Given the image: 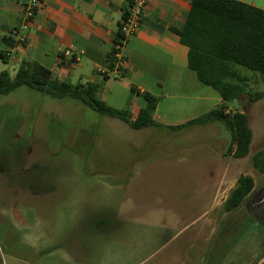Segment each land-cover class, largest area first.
Masks as SVG:
<instances>
[{"label":"crops","instance_id":"1","mask_svg":"<svg viewBox=\"0 0 264 264\" xmlns=\"http://www.w3.org/2000/svg\"><path fill=\"white\" fill-rule=\"evenodd\" d=\"M239 1L264 10V0ZM129 5L130 0H41L24 32L25 41L20 44L11 31L22 19L23 0H0V53L3 54L0 59L9 65L2 70H7L11 76L15 75L23 60H29L40 64L59 80L95 84L96 96L104 101L106 97L117 95L116 88L108 86V81L121 78L132 93L127 108L131 119L144 106V93L158 98L152 117L161 126L132 129L167 139L133 143L135 157L122 171L110 175L94 174L91 175L93 178L87 179L86 189L81 192L79 200L82 210L86 211V219L79 223V256H93L97 249L92 245L104 241L106 236H115L117 242L124 244L123 229L147 226L149 230L143 232H152L156 237L161 229L167 230L171 224L177 226L181 219L177 214L183 211L179 210L180 207L185 210L206 197L211 198L209 205L217 213L220 208V211L225 208L224 202L229 195L225 192L231 185L227 188L226 183L234 182L232 189L238 177L244 174L239 162L244 157H235L226 151L230 135L229 138L219 137L215 133L218 121L170 128L202 115L223 101L220 93L201 81L195 70L188 66V47L171 30V27L183 26L191 7L190 0H148L139 28L128 38L124 48L126 62L121 75L113 77L96 72L97 66H110L113 39ZM5 36L11 37L13 43H6ZM67 47L73 52H81L78 60L64 56L65 61L72 60L68 66L60 64L58 59V53H63ZM240 67L243 66L235 65L238 70ZM244 73L240 74L246 76L241 83L245 92L240 98L227 102L225 112H246L252 139L245 157L251 159L253 153L264 148L253 152L255 133H264V75L250 69ZM256 92L261 95L256 96ZM197 130H214V133L193 140L191 133ZM133 181H171L172 186L162 194L140 184L130 193L128 190ZM91 182H97L104 192L109 193L106 201L97 199L100 191ZM114 196L117 207L109 200ZM104 212L106 214L101 219H91L92 213ZM218 219L207 215L196 224L188 236L190 245L198 246L199 250L206 249ZM202 260V256H172L171 251L157 264H177L178 261L180 264H201Z\"/></svg>","mask_w":264,"mask_h":264},{"label":"rangeland","instance_id":"2","mask_svg":"<svg viewBox=\"0 0 264 264\" xmlns=\"http://www.w3.org/2000/svg\"><path fill=\"white\" fill-rule=\"evenodd\" d=\"M7 67L0 59V71ZM240 68L245 74L247 69ZM108 86L117 95L105 101L127 109L132 93L124 80L110 79ZM102 116L73 98H55L26 85L0 94V264H157L171 251L172 256H202L201 264H255L264 254V172L249 156L239 162L242 173L254 178V190L236 210L216 213L206 197L185 210L180 207L177 226L161 229L156 237L143 232L147 226L123 229L124 244L106 236L92 245L97 249L93 256H79V223L86 219L79 200L87 179L122 171L135 157L133 143L167 139ZM217 126L215 133L229 138L228 128L221 122ZM213 133L197 130L191 136L201 140ZM255 140L253 152L264 147V133L256 132ZM91 184L100 191L97 199L106 201L109 193ZM140 184L162 194L172 186L171 181H133L128 192ZM116 199L109 198L114 207ZM96 214L91 219L106 212ZM207 215L219 219L207 248L199 250L188 236Z\"/></svg>","mask_w":264,"mask_h":264},{"label":"trees","instance_id":"3","mask_svg":"<svg viewBox=\"0 0 264 264\" xmlns=\"http://www.w3.org/2000/svg\"><path fill=\"white\" fill-rule=\"evenodd\" d=\"M190 5L183 26L171 27V30L178 34L180 42L188 47V66L195 70L201 81L214 87L223 101L202 115L170 128H182L210 121L221 122L230 132L226 151L235 157H245L249 153L252 139L248 116L246 112L227 113L225 109L227 102L240 98L245 92L241 83L246 80V76L241 75V71L235 68V65L264 75V10L239 0H190ZM38 8L39 6L36 11ZM127 12L128 10L123 17ZM120 26L121 21L113 41L120 34ZM4 41L8 44L13 43L11 37L7 36L4 37ZM0 55L3 56L2 53ZM109 58V67L113 68L112 49ZM58 59L60 64L66 66L72 62L71 59L65 61L62 52L58 53ZM22 85L55 98H73L101 115L124 121L134 129L150 125L161 126L152 117L158 98L148 92L143 94L144 106L139 109L136 117L131 119L126 108L112 106L97 97L95 84L59 80L36 62L23 60L14 76L7 70L0 71V94L9 93ZM255 95L261 94L256 92ZM251 161L264 172V148L253 153ZM253 190L254 178L248 174H241L225 199L226 210H236Z\"/></svg>","mask_w":264,"mask_h":264},{"label":"built area","instance_id":"4","mask_svg":"<svg viewBox=\"0 0 264 264\" xmlns=\"http://www.w3.org/2000/svg\"><path fill=\"white\" fill-rule=\"evenodd\" d=\"M148 0H130V5L126 16L121 19L120 34L112 44V57L114 60L113 68H104L97 66L96 72L106 76H119L125 65L124 48L126 46L128 38L134 34L138 28L143 9ZM41 0H23L24 10L23 16L18 27L12 29L11 33L15 36L18 42L25 41V30L28 28L30 21L32 20L36 8L40 5ZM64 56L74 57L75 60L79 59L81 52H73L70 47H67L63 51Z\"/></svg>","mask_w":264,"mask_h":264},{"label":"water","instance_id":"5","mask_svg":"<svg viewBox=\"0 0 264 264\" xmlns=\"http://www.w3.org/2000/svg\"><path fill=\"white\" fill-rule=\"evenodd\" d=\"M264 263V254L258 258L255 264H263Z\"/></svg>","mask_w":264,"mask_h":264}]
</instances>
